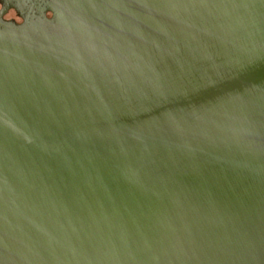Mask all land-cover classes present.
<instances>
[{"label": "water", "instance_id": "water-1", "mask_svg": "<svg viewBox=\"0 0 264 264\" xmlns=\"http://www.w3.org/2000/svg\"><path fill=\"white\" fill-rule=\"evenodd\" d=\"M26 26L0 23V264H264V0Z\"/></svg>", "mask_w": 264, "mask_h": 264}, {"label": "flooded vegetation", "instance_id": "flooded-vegetation-1", "mask_svg": "<svg viewBox=\"0 0 264 264\" xmlns=\"http://www.w3.org/2000/svg\"><path fill=\"white\" fill-rule=\"evenodd\" d=\"M0 23L27 25V34L48 32L46 26L48 34H69V0H0Z\"/></svg>", "mask_w": 264, "mask_h": 264}]
</instances>
